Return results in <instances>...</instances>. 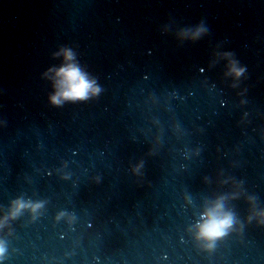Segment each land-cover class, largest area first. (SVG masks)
<instances>
[{"label": "clouds", "instance_id": "9594fccd", "mask_svg": "<svg viewBox=\"0 0 264 264\" xmlns=\"http://www.w3.org/2000/svg\"><path fill=\"white\" fill-rule=\"evenodd\" d=\"M66 60H71L73 54L71 51H65ZM232 71L236 76H240L244 69L233 68ZM57 76L62 79L57 84V92L50 97L51 103L60 105L64 101H83L89 98V94H98L100 88L95 86V81L90 80L81 72V70L72 64L60 68ZM24 205H19L23 207ZM232 224L230 215L218 216L215 213H209V219L200 227V237L207 240H214L225 234L227 228ZM3 250L0 249V252Z\"/></svg>", "mask_w": 264, "mask_h": 264}]
</instances>
